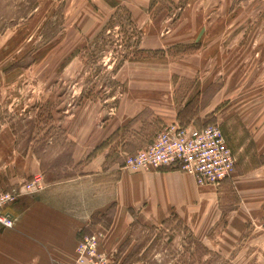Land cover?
Instances as JSON below:
<instances>
[{
	"label": "rangeland",
	"instance_id": "1",
	"mask_svg": "<svg viewBox=\"0 0 264 264\" xmlns=\"http://www.w3.org/2000/svg\"><path fill=\"white\" fill-rule=\"evenodd\" d=\"M172 123L216 124L234 154L235 173L207 184L220 219L133 211L112 249L109 207L78 244L96 234L106 264H264V0H0V171L30 153L65 180L99 147L126 166ZM24 169L0 192L31 191ZM118 175H101L105 201Z\"/></svg>",
	"mask_w": 264,
	"mask_h": 264
},
{
	"label": "crops",
	"instance_id": "2",
	"mask_svg": "<svg viewBox=\"0 0 264 264\" xmlns=\"http://www.w3.org/2000/svg\"><path fill=\"white\" fill-rule=\"evenodd\" d=\"M99 149L83 163L82 174L50 183L37 173L39 164L30 153L22 155L19 163L2 165L1 176L8 175V168L15 172L9 176L10 184L4 185L0 178V189L15 185L24 168L36 179L41 176V181L29 192L19 186V196L6 208L14 215L15 224L11 228L0 225V264H73L81 232L91 225L98 228L99 222H92L93 214L101 216L109 207H113V219L100 247L112 249L129 233L133 211L153 221L171 214L186 221L213 215L219 220L222 216L218 187L199 185L194 175L172 166L120 167L107 154L108 149L98 153ZM112 170H118L119 175L113 195L105 201L101 175Z\"/></svg>",
	"mask_w": 264,
	"mask_h": 264
},
{
	"label": "built area",
	"instance_id": "3",
	"mask_svg": "<svg viewBox=\"0 0 264 264\" xmlns=\"http://www.w3.org/2000/svg\"><path fill=\"white\" fill-rule=\"evenodd\" d=\"M126 166L147 169L172 166L195 176L199 185L219 184L236 171L235 156L221 128L216 124L204 127L168 125L146 149L128 155ZM38 180V181H37ZM39 179L31 183L34 186ZM19 196L17 191L0 192V224L14 226V215L7 205ZM97 235L84 237L77 246V264H106V256L97 249Z\"/></svg>",
	"mask_w": 264,
	"mask_h": 264
}]
</instances>
